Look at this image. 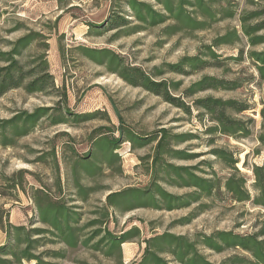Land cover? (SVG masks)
Instances as JSON below:
<instances>
[{
  "label": "trees",
  "instance_id": "1",
  "mask_svg": "<svg viewBox=\"0 0 264 264\" xmlns=\"http://www.w3.org/2000/svg\"><path fill=\"white\" fill-rule=\"evenodd\" d=\"M122 4L133 21L123 15L112 14L106 22L107 30H115L111 41L121 34L127 36L160 26V33L166 39L178 35L191 38L196 33L211 32L221 22H236V26L217 34L208 44L199 45L195 55L183 56L175 64L154 67L149 73L139 67L125 65L122 58L109 49L80 46L78 50L83 57L106 67L128 85L159 97L186 116H194L200 122L206 120L208 126H204L203 133L210 136L208 146H213L214 136L236 141L252 140L256 147L251 153L260 161L249 165V153L244 155L241 165L250 172L247 176L238 168V152L213 148L210 154L214 161L230 171L226 176H219L213 169L214 161L210 160H201L191 166H176L171 162H191L199 158L197 153H191L190 146L178 149L181 144L197 139L198 135H172L169 130L161 129L147 139L138 138L131 131L120 127L117 130L121 138L134 146L144 147L155 142L147 187H131L108 194L100 215L83 225V214L77 211L76 206L52 199L47 193L33 197L37 217L35 222L42 227L30 229L13 225L0 210V229L5 234V243L0 247V264H22L23 261L53 264L44 262L43 258L63 259L67 248L78 247L100 252L106 258L116 255L121 260L122 244L138 238L141 231L132 228L119 235L113 234L105 227L111 218L110 210L129 212L150 208L173 211L192 208L180 222H189L211 210L216 203L224 201L229 204L249 203L253 208L264 210V99L261 98L259 102L260 123L256 130L254 119L243 115L248 111L255 112L254 105L234 98L223 99L212 95L200 97L208 92H237L244 83L255 86L264 83V48L256 50L257 47H264V0H153V4L123 0ZM4 14L7 12L0 11V17ZM88 27L95 35L104 32L102 25ZM17 32H21L20 35L10 37ZM47 40L48 36L29 29L20 21H14L9 28H0V99L11 91L22 90L28 96L60 98L57 106L63 104L66 93L55 86L49 72ZM242 44L248 48L246 53ZM222 47L239 48L238 54L226 57L218 51ZM243 59L248 61L256 76L226 79L216 75H200L187 87H182V81L162 79L166 74L192 76L206 70H221L224 76L232 72L227 62L240 64ZM56 109L38 107L32 112H16L9 119H0V147L14 146L17 139L31 134L42 119L50 118L53 125L63 123V115L51 117V112ZM58 110L61 112L63 108ZM63 113L71 115L65 108ZM75 118L85 121L91 116L78 115ZM109 133L111 131L106 127L93 132V135L98 134L93 141L94 146L103 152L104 163L108 165L118 159L115 153L118 139H111ZM96 162L100 163L96 154L88 153L81 158V174L92 178L101 169ZM167 187L188 192L174 195L166 190ZM91 191L92 188L81 187L76 196L85 202ZM46 238L62 244L66 249L40 253V243ZM142 243L144 248L140 257L131 264H213L202 251L215 254L241 253L230 255L219 264H264V222L252 233L215 231L210 235L196 234L189 238L164 231L142 239Z\"/></svg>",
  "mask_w": 264,
  "mask_h": 264
},
{
  "label": "rangeland",
  "instance_id": "2",
  "mask_svg": "<svg viewBox=\"0 0 264 264\" xmlns=\"http://www.w3.org/2000/svg\"><path fill=\"white\" fill-rule=\"evenodd\" d=\"M153 4V0H138ZM123 0H3L0 11H6L0 17V28H9L14 21H20L33 31L48 36L47 62L54 84L66 93V99L57 106V97L41 95L28 96L22 90L9 92L0 99V119H9L16 112H32L38 107H56L51 117L63 115L64 122L53 125L50 118L42 119L28 136L17 139L12 147H0V210L6 214L9 223L30 229L42 227L36 223V207L33 197L47 193L52 199L65 201L69 206H76L82 212L83 225L98 217L103 210L108 194L126 188H146L150 182V157L155 142L144 147L130 144L121 138L118 128L131 131L138 138H147L153 133L166 129L172 135L193 133L197 139L181 144L178 149L188 148L197 153L195 161H172L176 166H191L201 160L214 161L210 154L213 148H223L238 152V168L247 176L250 172L241 163L249 153L248 164L258 163L260 158L252 155L256 147L252 140L236 141L224 136H214L213 146H208V138L203 133L206 120L198 121L194 116H186L178 109L164 103L141 88H135L122 81L106 67L98 66L82 56L80 46L94 49H109L119 55L125 65L139 67L146 73L162 64H175L183 56H193L201 44H208L217 34L236 26L228 20L214 26L211 32L196 33L191 38L174 36L166 39L160 33V27L123 36L111 41L115 30H107L106 22L112 14H120L133 21L128 10L123 8ZM155 9H159L156 7ZM88 25H102V34L91 33ZM21 32L12 34L15 38ZM244 53L247 47L242 44ZM264 47H257L260 51ZM236 47H222L218 51L224 56H236ZM231 73L221 74V70H206L202 74L181 76L166 74L162 79L182 81L187 87L198 80L200 75H216L226 79L241 77L246 79L255 75L246 59L240 64L227 62ZM212 95L223 99L234 98L246 101L256 107L255 112L243 115L254 119L255 129L259 128L261 108L260 99H264V83L255 86L243 84L237 92H208L200 95ZM61 101V100H60ZM60 103V102H59ZM67 109L66 115L58 109ZM195 114V113H194ZM78 115H90L89 120H76ZM101 127L110 129L111 139H118V156L110 165L105 164L103 152L94 146L98 134L93 132ZM96 154V171L92 178L81 174V158ZM213 169L219 176H226L230 171L217 161ZM17 187H13V186ZM81 187L92 188L88 198L82 202L76 196ZM174 195L187 193L188 190L167 187ZM192 208L166 211L139 208L129 212L110 210L111 218L106 228L119 235L132 228H138L141 235L122 244L121 260L117 256L104 257L100 252L83 247L65 248L62 244L42 241L39 252L65 250L63 259L43 258L53 264H131L137 260L144 248L142 239L168 231L174 235L189 238L196 234L210 235L215 231H234L238 234L252 233L264 222V210L253 208L249 203L229 204L218 202L215 206L189 222H180L187 217ZM88 230L86 231V233ZM5 243V234L0 229V247ZM208 261L219 264L230 255L241 254L239 251L215 254L202 251ZM9 259V258H8ZM22 264H35L23 261Z\"/></svg>",
  "mask_w": 264,
  "mask_h": 264
},
{
  "label": "crops",
  "instance_id": "3",
  "mask_svg": "<svg viewBox=\"0 0 264 264\" xmlns=\"http://www.w3.org/2000/svg\"><path fill=\"white\" fill-rule=\"evenodd\" d=\"M122 247V246H121Z\"/></svg>",
  "mask_w": 264,
  "mask_h": 264
}]
</instances>
